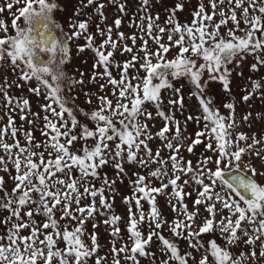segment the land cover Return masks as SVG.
Masks as SVG:
<instances>
[{
	"label": "snow or ice",
	"instance_id": "1",
	"mask_svg": "<svg viewBox=\"0 0 264 264\" xmlns=\"http://www.w3.org/2000/svg\"><path fill=\"white\" fill-rule=\"evenodd\" d=\"M107 2L119 15L114 28L96 25L95 35L103 38L98 46L89 32L93 17L86 9L92 7L105 22L101 0H79L80 9L69 20L70 31L54 20L57 4L49 0H6L0 5V12L6 8L12 13L15 30L14 35L0 38V68H10L14 77L9 81L5 76L0 82L4 111L0 121L7 117L0 127V171L12 183L9 190L8 180L0 176V264H264V183L257 180H264V171L254 164L258 160L264 166V128L253 131L257 121L264 124V112L240 116L235 104L227 102L225 115L208 95L211 83H219L230 94L234 70L249 57L254 61L251 72L264 67V0H198L186 23H180L177 15L186 10V0H173L164 9L163 24L159 12L153 15L162 0H139L129 23L139 36L119 31L122 17L129 14L127 4ZM81 15L87 19L80 20ZM21 19L23 26L18 23ZM0 29L7 32L3 21ZM81 38L86 45L78 46V53L86 48L94 53L92 82L105 81L99 85L105 93L98 96L99 107L90 113L80 109L94 122V129L78 120L77 97L60 95L57 75L50 81L38 75L48 73L50 66L70 63V42ZM172 51L176 55L168 59ZM116 52L131 54L130 59L116 61ZM83 75L67 77L69 92L78 84L83 87ZM181 80L191 86L187 98L184 85L174 83ZM249 85L242 101L257 94L264 101V77H250ZM13 88H27L46 101L39 105L43 127L40 113H33L29 99L16 97ZM187 102L196 114L188 112ZM14 114L22 121L19 128ZM156 120L162 127L154 132ZM190 123L199 129L194 139L186 135ZM24 124L30 130L22 131ZM244 125L247 132L241 130ZM37 127L40 141L34 136ZM156 140L160 147L153 151L150 144ZM197 146L204 152L193 164L184 151L196 156ZM105 167L114 170V178L101 175ZM129 168L134 169L131 175ZM125 179L132 188V195L123 197L126 238L119 226L123 218L113 212L117 183ZM153 181L159 186L154 187ZM193 194L190 210L187 199ZM159 197L175 213L171 222L158 208ZM142 201L149 205L147 212ZM201 210L207 215L202 216ZM97 217L111 238L103 255ZM90 222L93 231L86 240ZM165 225L171 238L162 234ZM205 235L210 237L207 241ZM180 241L186 242V249L180 248Z\"/></svg>",
	"mask_w": 264,
	"mask_h": 264
},
{
	"label": "rangeland",
	"instance_id": "2",
	"mask_svg": "<svg viewBox=\"0 0 264 264\" xmlns=\"http://www.w3.org/2000/svg\"><path fill=\"white\" fill-rule=\"evenodd\" d=\"M49 2H53V3L57 4V8L53 12L54 20L57 23L61 24L65 31H70V29L68 27L69 20H70V18H72L74 16V11L77 9H80L79 0H49ZM101 2H103L105 4V8L103 11H104L105 16L107 17L106 21L103 23H101L99 16H96L94 14L92 7H89L88 9H86L87 14L91 15L93 17V19L90 23L89 32L94 34L96 46H98L101 43V40L103 39L99 35H95L96 25L100 24V26L102 28H104L108 25H112L114 28V20L119 15L117 8L112 6V5H109L107 0H101ZM121 2H125L127 4L129 14L127 16L122 17V25H121V28L119 29V31L123 32L125 34V36H131L133 33H135L137 36H139V32L135 28L129 27V23L134 18L132 16V14L136 12L138 4H139V0H121ZM5 3H6V0H0V5H3ZM171 3H173V0H162V3L157 4L154 8L153 15H155L156 12H159L160 17H161V19H160L161 24H163L164 20L167 17V13L165 12L164 9L168 6H170ZM197 3H198V0H186V10L177 14L178 20L180 23H186V22L191 21L192 17L190 15V13H191V11L194 10ZM20 6H23V3H21V5H19V6H14L13 11H17V8ZM78 18L80 20H85V19H87V16L81 15ZM12 19H13L12 13L9 12L6 8L3 12H0V21H3L6 28H7V32H5L3 29H0V38H7V36H9V35L15 34V30L12 27ZM218 19H219V17H217V20ZM18 23H20L21 26H23L22 19H21V21H18ZM231 26L232 25L229 24V27H231ZM242 27H243V25H242ZM221 31H222V33L226 32L225 29H221ZM57 34H59V33H57ZM116 38H117V33L114 30L113 31V39H116ZM164 42L167 43L166 37H165ZM140 43L141 42L138 40L137 41V48H139ZM128 44L131 45V40L128 41ZM85 45H86V40L83 38H81L77 41H74V42H70V53H69L70 63H68L65 67L69 73V76H71L74 79H80L81 78L80 73L81 72L84 73V75H83L84 85H83V87L79 84L76 85L75 88L71 92H69V85H68L64 90V94L65 95H75L77 97L75 100V106H76L75 114L77 115L78 120H80L81 123L87 124L90 129H94V126H95L94 122L90 121L87 117H85L80 112V109H83L84 112L90 113L92 110L97 109L99 107L98 96L105 95L104 92L100 91L99 85L105 83V81L97 79L96 83L92 82V80H91L92 73L95 71L93 69L94 53L87 48L83 53H78V46H85ZM149 47L152 48L153 50H155V46L151 42H149ZM42 55H46V54H42ZM130 55L131 54H125V55L121 56L119 52H116L115 53V60L122 63L123 61L130 59ZM140 55H143V53H140ZM175 55H176V52L172 51L168 55L167 58L173 59L175 57ZM253 62H254L253 59L251 57H249L248 60L244 63L242 68H237L234 70L230 94L224 93L222 91V87L219 83L209 84L208 95H209V97L213 98L214 107L219 108V110L222 114H225V115L228 114V110H226L223 107V104H225L227 102H233L235 104V110L240 116H242L248 112H251L253 114V116L257 112H264V101H261L259 99V94H257V98L250 100L247 103L242 101V96L244 94H246V92L249 90V87H250L249 78L251 77V79H253V80H259L261 77H264V67H262L260 69L259 73H253L250 71V65ZM99 71L102 72L103 70L100 69ZM237 72H243V76L236 75ZM112 73L114 76H117V78H118V73H117L115 68L112 69ZM5 76H7L9 81L14 79V77L12 76L10 68H0V82H3ZM205 78H207V73H205ZM174 83H176L177 87L184 85L183 91H184L185 97L187 98L188 93L191 91V86L187 83V81L181 80L179 82H174ZM106 91L108 92L109 98H111L110 89H107ZM12 93H14V95L16 97L23 96V97L29 99L31 111L33 113H37V112L40 113L39 127H43V123H44L43 115H44V113L40 109L39 105L46 103V101L38 98L34 94L29 93L27 88H24L23 90L13 88ZM86 93L91 94L90 97H89V95H86ZM89 98H91V100H92L91 104L88 103ZM165 99H167V93L165 94ZM0 103H3L2 97H0ZM187 103H188V112H191L192 114H196L195 111L191 108V102H187ZM69 106H71V105H69ZM54 107H56V106L54 105ZM57 110H58V108H57ZM188 112H186L185 114L187 115ZM3 115H4V111L2 109H0V116H3ZM65 116H66V114H65ZM14 120H15L16 126L19 128L22 124V121L20 120L19 115L14 114ZM6 122H7V117H5L3 121H0V127H3V125ZM152 123H154L156 125V127L153 128L154 132L157 131L160 127H162V122L159 120L153 121ZM39 127L34 129V136H35V139L37 141H40L43 139V137L41 136ZM258 128H264V124H260V122L257 121L256 127L253 128V131H256ZM28 130H30V126L27 124H24L22 131H28ZM198 130L199 129L197 128L196 125L190 123L188 125L186 135L191 134L192 138L194 139L195 133ZM241 130L247 132L249 130L248 125H244L243 129H241ZM79 131H80V129L77 128L76 132L78 133ZM7 142L11 143L12 141H11V139H8ZM20 142H21V144L25 143V140H24L22 135L20 136ZM89 143H91V141H89ZM80 146H81L80 144L76 145L77 148H79ZM150 146L152 147L153 151H155L158 147H160V141L156 140V141L152 142L150 144ZM195 152L197 153V155L192 156V155L187 153L186 149L184 151L185 158L192 160L193 164H195L196 160L199 158V154L204 152V148L202 146H197L195 148ZM167 154H168L167 150H165L163 155L167 156ZM254 164H255V167L259 171H264V166L261 165L260 161H258V160L254 161ZM153 167H155V165ZM133 170H134L133 168H129V175H131V171H133ZM139 171H143V170H139ZM104 173H107V175L110 179L115 177V172L110 167H105L102 170L101 175H103ZM0 176H3L5 180H8V188L10 190V188L12 187V183H11L9 177L7 176V174L0 171ZM133 179H134V177H133ZM257 180L264 183V180H261L260 177H257ZM159 183H160L159 181H153V186L158 187ZM99 184H100V181H96L97 187H99ZM117 189H118V192H117V195L115 198L113 212H114V214L119 215L123 218L122 221L120 222L119 226L122 229V234L126 238L127 237V232H126L127 205H125L123 203V197H125V196L130 197L132 195V188L128 184L127 179H125L122 184H120L119 182L117 183ZM105 195L107 196L109 194L106 192ZM109 199H111L110 196H109ZM194 199H195V194H193V196L191 198L187 199V203H188L190 210L192 209V203H193ZM142 204H143L145 212H147L149 210V205L147 204V202H144V201H142ZM158 208L163 213V216L169 222H171L172 220H174L176 218L175 213H173L171 211V209L169 208L165 198H163V197L158 198ZM201 211H202V216L207 215V213H204L203 210H201ZM36 219L42 220L41 217H36ZM97 220L101 221V226L98 229V236H99V243L104 250L103 252H101V255H103L104 252H107L108 248H110V246H111L110 245V239L111 238L108 235V230H106L105 226H103V224H102V218L97 217ZM200 222H201V220L198 219L196 223L199 224ZM143 227L145 230V235H147V225L145 224ZM86 229H87V232L85 235V239L88 240V236L93 231L91 222L86 225ZM24 234L27 235V232H25ZM162 234L166 238H171V233L168 231L167 225H165ZM209 238L210 237L208 235H205L203 237V239L205 241H207ZM218 242L223 243L222 241H219V240H218ZM179 246L181 249L187 248V244L184 241H180ZM155 250L156 249L153 248V251H155Z\"/></svg>",
	"mask_w": 264,
	"mask_h": 264
},
{
	"label": "clouds",
	"instance_id": "3",
	"mask_svg": "<svg viewBox=\"0 0 264 264\" xmlns=\"http://www.w3.org/2000/svg\"><path fill=\"white\" fill-rule=\"evenodd\" d=\"M61 72L64 73L63 77L60 76ZM53 74L58 76L57 83L59 84V86L61 88L60 95L63 96L65 88L69 85V81L67 79V77L69 76V73H68L66 67L50 66V71L48 73H45V72H39L38 73V75L41 77V79H45V80H49V81L51 80V76Z\"/></svg>",
	"mask_w": 264,
	"mask_h": 264
},
{
	"label": "flooded vegetation",
	"instance_id": "4",
	"mask_svg": "<svg viewBox=\"0 0 264 264\" xmlns=\"http://www.w3.org/2000/svg\"><path fill=\"white\" fill-rule=\"evenodd\" d=\"M42 55V54H41Z\"/></svg>",
	"mask_w": 264,
	"mask_h": 264
}]
</instances>
